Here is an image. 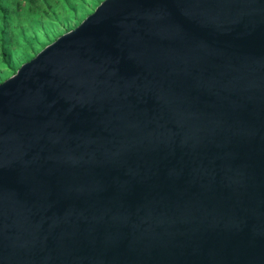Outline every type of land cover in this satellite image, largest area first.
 <instances>
[{
    "label": "water",
    "instance_id": "water-1",
    "mask_svg": "<svg viewBox=\"0 0 264 264\" xmlns=\"http://www.w3.org/2000/svg\"><path fill=\"white\" fill-rule=\"evenodd\" d=\"M0 264H264V0H100L0 80Z\"/></svg>",
    "mask_w": 264,
    "mask_h": 264
},
{
    "label": "rangeland",
    "instance_id": "rangeland-1",
    "mask_svg": "<svg viewBox=\"0 0 264 264\" xmlns=\"http://www.w3.org/2000/svg\"><path fill=\"white\" fill-rule=\"evenodd\" d=\"M37 1L36 8L26 0H0V80L65 31V25L77 24L100 0Z\"/></svg>",
    "mask_w": 264,
    "mask_h": 264
},
{
    "label": "trees",
    "instance_id": "trees-1",
    "mask_svg": "<svg viewBox=\"0 0 264 264\" xmlns=\"http://www.w3.org/2000/svg\"><path fill=\"white\" fill-rule=\"evenodd\" d=\"M26 2H29V3H33L34 5H35V7L37 8V4H35V2H38L37 0H26ZM41 3H45V2H43V1H40ZM19 4V3H18ZM48 5V4H47ZM69 28V26H67V25H65V27H64V30H66V29H68ZM2 62L5 64V60L3 59L2 60ZM15 68V67H14ZM14 68H12V71H14L15 69Z\"/></svg>",
    "mask_w": 264,
    "mask_h": 264
}]
</instances>
